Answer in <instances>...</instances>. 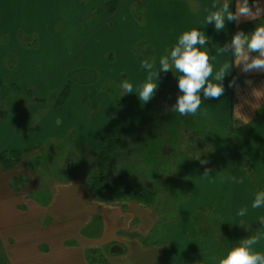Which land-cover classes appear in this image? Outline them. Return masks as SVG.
Here are the masks:
<instances>
[{"label": "rangeland", "instance_id": "1", "mask_svg": "<svg viewBox=\"0 0 264 264\" xmlns=\"http://www.w3.org/2000/svg\"><path fill=\"white\" fill-rule=\"evenodd\" d=\"M91 1L93 0H0V13L4 14H0V32H4L0 45H9V49L5 48L1 54L0 61L5 67L9 63L11 69L12 66L19 67L17 76L12 74L6 77L4 83L11 87L13 82L21 85L28 82V87L35 91V97L44 96L47 104L61 98L58 93L61 89V93L65 89L67 91V96L63 97L65 101L70 94L69 82L72 83V98L78 97L79 88L83 87L81 101L86 107V116L88 111L96 112L98 108L96 101L100 90L96 91L94 88L105 87L111 106L104 105L101 113L107 115V128L116 132L120 139V158L111 165L110 170L119 174V177L129 171L122 185L134 189H142L145 184L143 176L145 173L148 175V183L154 186L156 192V201L154 207L144 205V209L151 211L149 216L154 218V223L150 227L148 225L145 232L126 230L128 223L140 227L143 216L135 212L133 217L131 210L123 203L125 201L117 202L123 203L119 205V209L122 211L120 221L124 228L114 229L111 235L104 232L100 242L87 243L85 240L101 234L103 227L101 212H97L93 205L86 208V217L78 216L68 221L85 224L90 220V224L79 229V235L74 236L69 230L62 234L57 226L59 219L58 223L55 222L58 216L55 208L34 209L29 208L25 202H20L15 207L1 209L3 217L0 221V240L5 241L6 251L17 264H38L48 259L49 252L53 257L63 250L83 253L85 264H90V256L92 259L105 257L108 259L107 264H113L109 260L112 257H115L114 263L117 264H134L129 258L130 248L143 253L145 249H162L161 252L173 261L172 264H196L203 258L225 255L239 240L250 236L253 230L264 228V208H251L254 193L264 189V106L257 108L252 119L248 113H244L251 119L250 123L244 124L243 118L235 112L236 107L239 105L241 111L247 112L253 107L245 102V98L256 102L255 98L249 95V89L243 95L238 94L236 89L228 88L229 81H225L226 95L215 99L211 109H203L216 114L218 123L215 124L201 110L195 116H180L167 110L176 102L179 93L178 89L171 88L175 84L174 87H178L177 79H173L171 72L165 74L168 77L164 80V94L157 90L155 97L147 104L140 103L134 96V106H129L127 101L132 96L122 94L124 91L121 83H117L119 72L126 67L129 72V76L125 75L126 80L133 84V92L135 87L139 89L147 73L143 69L138 71L136 65L138 61L141 64L148 58V49L144 39L129 51L128 45L141 35V26L147 23L148 38L155 41L159 53V42L167 36V29L162 28L163 34H157L156 28L161 21H157L159 16L156 13L164 14L167 7L150 1L144 8L134 4L128 9L118 10L114 17L107 13L111 18H106L99 15L95 6L90 5ZM167 16L169 18L164 20L165 27L171 29L176 23V27L183 33L189 31L187 21L181 15L176 21L172 19L170 12H167ZM123 19L126 25L134 26L128 33V40L112 37V33L111 37L102 36L104 32L100 33L96 28L99 20L103 25L115 22L117 26L122 24ZM257 23L264 24L251 22L236 26L233 34L238 27L250 33ZM88 24L93 32L87 28ZM212 42L216 44L218 41ZM98 45L101 49L96 48ZM170 50L171 48L166 52ZM8 51L10 52L5 54ZM127 51L128 57H125ZM131 54L135 63L128 60ZM122 61L125 66L121 65ZM90 70L95 73L94 82ZM20 72L22 73L19 74ZM114 72L119 78L117 82L112 81V86H108V78ZM97 73L104 78L97 79ZM242 81L238 77V84ZM10 91L11 94L5 96L2 106L5 113L2 124L5 141L11 136L13 123L9 118V103L14 100L19 108L24 109L26 102L23 96L30 99L26 90H22L24 93ZM234 100L238 103L235 104ZM58 113L51 112L48 119L45 118V125L50 129L47 134H51L52 138L48 141L44 139L40 145L42 151H37L32 155L34 157L27 159L45 186V190L41 188V192L30 194L42 207L50 205L51 186L54 182L63 181V167L68 164L75 168L74 178L82 183L90 199L94 201V191L90 186L92 175L87 176V167L92 164L90 157L83 151H88V142H92L96 128L91 126L86 128L87 131H80L82 146H78V140L76 144H71L75 142L74 136L63 140L69 123L64 114ZM29 122L21 124L18 135L25 136ZM30 152L33 153L28 151ZM203 160L210 162L202 166L200 161ZM211 165L212 174L204 177L205 167ZM193 171L201 176V181L194 184L189 176ZM113 180L115 179L110 181ZM11 185L16 186L14 182ZM195 185L202 187L197 191ZM242 208L247 209L244 217L238 215ZM189 218L190 222H187ZM144 227L142 225L140 229ZM123 241H135L142 248L136 245L128 247ZM117 245L123 250L122 253L111 251ZM256 247L264 252V241ZM6 256L0 252V264H8ZM205 264H215V260L205 259Z\"/></svg>", "mask_w": 264, "mask_h": 264}, {"label": "crops", "instance_id": "2", "mask_svg": "<svg viewBox=\"0 0 264 264\" xmlns=\"http://www.w3.org/2000/svg\"><path fill=\"white\" fill-rule=\"evenodd\" d=\"M150 1H152L153 4L155 5L159 2L161 5H163V7L165 6L167 7L166 8L167 10L164 14L156 13L159 16L157 18V21H161L160 25L156 28V32L158 35L161 33L163 34L162 28H166L167 36L165 37V39H162L159 42L160 50L158 53L157 48L155 46V41L154 40L150 41V39L148 38L149 28L148 27L146 28L147 23H144V25L141 26V35L137 39H134L129 43L128 51L132 48L133 45H135L140 40L144 39V43L146 44V49H148V58L151 57L157 63L156 65L157 70L159 69V64H158L159 57L164 55V51L166 52V50H168L169 48L174 47L179 37L183 34L180 28L176 27V23L171 26L172 27L171 29L169 27H165L166 24L164 23V20L169 18V16H167V12H170V14H172V19H174L175 21L177 20V17L181 15L187 21L189 31L192 28H197V29L204 31L206 35L211 38L209 47H211L212 55H216L217 47L223 46L225 43H228L231 40L233 31L235 27L237 26L234 23H228L225 31H222L220 33H217L215 31L214 25L209 24L205 26L204 18L207 15V13L205 12V9L212 10L211 5L214 2L223 3L224 0H117V9H116L115 14H113L112 16L114 17L118 13V10L128 9L134 4H139L140 7L144 8L145 6L149 5ZM105 3H106V0H93L90 2V5L95 6L97 8V12L99 13V15L102 14L101 15L102 17L111 18L112 16L109 17L107 15ZM229 3L232 5V10L235 11V0H229ZM87 13L89 14V12ZM93 18L94 16L92 17V19ZM189 20L191 21L190 24H189ZM91 22L93 23L94 20ZM251 22H264V19H261L259 21L243 22L239 26H242L244 24H250ZM106 24L103 25L101 23V20H99V24H97L96 26L98 32L100 33L104 32L102 36L110 35L109 37H111V33H112V37L125 38L127 40L129 38V34H128L129 31L133 30L134 28L133 25H130V24L126 25L125 19L122 20V24H119L117 26L115 25V22L111 24H107L109 26H107ZM87 28L89 29L90 32L94 31L93 29L89 28V24L87 25ZM144 32H146V34H143ZM1 35H4L3 31L0 32V38H1ZM213 40L218 41V42L214 44V42H212ZM5 48L9 49V45H6V46L0 45V56L3 53ZM96 48L101 49L99 45ZM109 49H111V47ZM128 51L125 57H128ZM9 52L10 51L6 52L5 54ZM11 54H13V52ZM109 54L112 55L111 53ZM128 60L134 63L136 61V60H133L132 54H131V57L128 58ZM232 60L233 58L230 53H226L223 56H217L216 59L213 61L214 68H216L219 64L225 61L232 62ZM139 63L140 61H138V64L136 65V67L138 68V71H141L142 68H141V64ZM121 65L125 66V63L122 61ZM6 70H8V72ZM18 70H19V67H15V66H12V69H11L9 63L6 67L3 66L0 61V78H2L4 82H6V77L7 78L10 77L12 74L15 75L16 73H18ZM173 72L175 75H179L178 73H175L174 69H173ZM21 73L22 72H20L19 74ZM119 74H120V78L118 77L116 72H114L112 76L108 78L109 80L108 86L109 85L112 86L113 80H116L117 82V78H119L118 79L119 81L117 83H122V81L126 80L125 75L129 76V72L126 67L122 68ZM236 76H238L239 79L241 78L243 79V81L239 84L240 87L236 89L237 93L241 95L244 94L245 90L249 89L244 84L245 79L253 80L257 86L260 85L261 83H264L263 74H250L248 76H245L240 73V70L238 67H234L232 69L229 76L225 78V81H230L233 79V77H236ZM166 77L168 76H166L165 73H160V80H159V87H158L159 93L164 94V89H165L164 86L166 84L164 80H166ZM98 78L99 80H101L104 77H102L100 73H97V79ZM173 79H177V78L174 76ZM260 79L262 80L261 82L259 81ZM94 81L95 79L92 80V82ZM28 85H29L28 82H25V85H21V84H18L17 82L15 83L13 82L12 85L10 86L17 87L18 88L16 90L17 92H23L22 90H25V89L27 90L28 88H30L28 87ZM69 85L71 88V89L69 88L70 94H68V97L60 106H55L54 101L51 104H47L45 102L46 100L44 96L35 97V91L32 88H30L31 93L29 94L27 92L26 94L30 99H27L26 97L23 96L26 102L25 103L26 108L24 109L22 107L19 108L18 105H16V101L14 100L11 103H9V109H8L9 118L11 119V121H13V123L11 126V129H12L11 136L7 141H5V138L3 135L4 127L2 126V124L4 122L5 113L3 111L2 106H3V101L6 98L5 96L7 95L9 96V94H11L10 90H12L13 92H16V91L13 90L11 87H8L7 83H6V89L4 90L0 89V153L10 152V151H14V152L33 151V153L30 152L24 156V158L20 161V165L19 164L15 165L11 167L10 169H6V170L0 166V221L3 217V212L1 209H5V208L8 209L10 207H15L17 203L25 202L29 208H34V209L36 208H45V209L55 208L58 214L57 218L55 219V222L58 223V219H59L60 223H58L59 225L57 226L59 229L62 230V234H63V231L66 232L67 230H69L70 232L74 233V236H78L79 229L86 228L90 224V220L85 224L83 223L75 224L72 222L69 223L68 221L78 216L86 217L88 215L86 208H89L91 205H93L97 209V212L98 211L101 212L100 215L103 218L102 232L101 234H97L95 238L87 239L85 241L87 243L93 242V241L100 242V239L103 236L104 232L107 235H111V232L114 229L124 228L123 223L120 221V216H121L122 211L119 209V205L124 203L127 206V208L131 210L133 217H134L135 212L136 214L143 216L141 224L145 225L144 229H140L142 225L139 224L140 227H136V226H132L131 223H128L127 226L125 227L126 230H129V231L138 230V233H141V231L145 232L144 230L148 228V225L150 227L154 223L153 221L154 218L152 216H149L151 214V211L149 209L146 210L144 209L145 208L144 205L137 203V202H132V201H125L120 204V203H117L120 201L102 202L100 200H94V201L91 200L88 192L84 189L82 183L79 180L74 178V175L76 174V172H75V168L71 164H68L65 167H63L64 169L63 177H65L63 181L54 182L52 184L51 186L52 198L50 200V205L46 206L45 204V207H42L40 204L37 203V201L34 198L30 196L32 192H41L42 189L45 190V186L43 185V182L38 179L39 175L37 171L34 169V166H31L27 162V159L34 157L32 155H34V153H36L37 151H40V150L42 151L40 145H42L44 139H46L45 141H48L52 138L51 134H47V133H50L49 132L50 129H48V127L45 125V120H46L45 118L48 119V116L51 114V112L57 111L59 112L58 114H64V118L67 120L69 124L65 131V134L63 135V140L67 139L68 137L74 136L75 142H71V144H76V141L78 140L77 141L79 144L78 146H82L80 142L81 139L79 137L80 131L86 130V128H89L91 126L96 128L94 132V137L91 140L92 142L91 143L88 142V148H87L88 151L82 150L83 153L86 152V155L90 157L91 164H92V166L89 164L87 167V170H88L87 176H89V174L92 175L93 173V169H92L93 168V157L91 153L92 151H95L96 149L101 148V143L99 141L104 131L108 129L107 125L109 124V121H107V115L102 114L101 111L104 110V105L111 106V99L110 97H108L107 93L105 92L104 90L105 87L100 86L98 88L97 87L94 88L96 91L100 90L98 100L96 101V103L98 104V108L96 112L88 111V114L86 116V107L81 101V97H82L81 89L83 87L79 88L80 92H78V97L72 98V83L69 82ZM175 85H173V87L171 88L178 89V87L177 88L174 87ZM61 91L62 89L59 92L58 91L57 92L61 94ZM122 94H125V93L122 92ZM179 94L180 93H177V95ZM125 95H127L128 97L132 96L130 100L127 101V104L129 103V106L131 107L134 106L133 99H134V96L136 97V95H138V88L135 87V92H133L132 94H125ZM224 95H226V91ZM201 97L203 99V93H201ZM234 101H235V104L238 103V101L236 100ZM214 102H215V99L205 100L204 103L201 105L200 110L203 111L204 114H206L207 116H210L213 122L216 124L219 122L217 115L213 114L210 111L203 110V109H206V110L211 109L212 106L214 105ZM140 103L138 104V106L140 105ZM41 104H44V106ZM239 110L240 112H242V116L245 115L244 113L246 114L248 113L249 117H251L252 119L255 116V111L257 110V108L248 109L247 112H243L241 111V109ZM24 111H27V114H24ZM235 112H238V110H236ZM38 113H42V114H38ZM28 121H30L29 122L30 126L25 130V134H24L25 136L18 135V130L21 124L24 125ZM82 123H84L85 125L83 126ZM49 124L50 123H48V125ZM124 135L127 138L128 135L125 132V128H124ZM244 135L245 134L243 133L242 136L244 137ZM33 137L35 139H32ZM126 138L124 139L125 143L127 141ZM119 145H120V139H119ZM118 154H120V151ZM129 155H131V152H129ZM119 158H120V155L119 156L117 155V157H115L114 160L111 161L109 169H108V178H109L108 182L111 184L122 183L128 177L129 171H127V173L124 174L123 176L121 175L122 177H119L118 176L119 174H117L116 172L113 173V171L110 170L111 165L114 162H117ZM212 167L213 166L211 165L209 168H212ZM189 176L192 177L193 179L192 184H194L195 182L201 181L200 179L201 176L195 173L194 171ZM112 178L115 180L110 181L112 180ZM147 179H148V175L145 173L142 179V181H144L145 184L143 185L142 189H148V190L155 191L154 186H151L148 183L149 180ZM11 182H14L16 186L13 187L11 185ZM40 186H43V187H40ZM195 187H196V190L198 191L199 189H201L202 186L195 185ZM187 222H190V218L187 219ZM6 229L10 230V228L7 226H6ZM0 243L2 245V251L0 252L4 256L7 255L6 258L8 260V264H17L16 261L12 260L11 255L6 251V248L4 247L5 241L1 239ZM123 243H127L128 247H130L131 245H136V246L138 245L135 241L133 242L123 241ZM137 247L142 248L139 246ZM130 249H131V253L129 254L130 256L129 258L134 264H172L173 263V261L170 260V258L167 259L164 253L161 252L162 249H145L144 253L143 251L137 252V249L135 248H130ZM111 251L113 253L123 252V250L120 247H118V245L113 246L111 248ZM51 256H52V253L49 252L47 256L48 259H45L38 264H85L83 253H78L76 251L69 252V251L63 250L61 254L55 255L53 257ZM109 260L113 264H117V263H114L115 257L109 258ZM121 264H128V263H121Z\"/></svg>", "mask_w": 264, "mask_h": 264}, {"label": "clouds", "instance_id": "3", "mask_svg": "<svg viewBox=\"0 0 264 264\" xmlns=\"http://www.w3.org/2000/svg\"><path fill=\"white\" fill-rule=\"evenodd\" d=\"M211 9H205L207 15L204 23L205 26L214 25L217 33L225 31L228 23L239 26L243 22L264 19V0H235V11L232 10L229 0H224L223 3L214 2ZM210 42L211 38L204 31L192 28L179 37L170 51L159 57L158 70L156 62L151 57L144 59L141 68L147 75L138 89L137 99L143 104L149 103L158 90L160 73L172 72L177 78V86L181 94L167 110L180 116H195L205 100L219 99L225 94L224 81L234 67H238L240 73L245 76L264 74V24L257 23L250 33L238 27L228 43L216 48V55L211 54ZM226 53L231 54L232 62L225 61L214 68L213 61L216 57ZM173 69L179 75H175ZM237 81L238 77H233L227 87L238 89L240 86ZM244 84L250 89L249 95L256 101L253 102L246 97L245 102L250 103L254 109L264 106L262 101L264 83L257 86L253 80L245 79ZM121 88L125 94L133 93V84L129 80L122 81ZM239 109L240 106L237 105L236 110L243 118V123H250V118L246 115L242 116ZM209 162L200 161L202 166H206ZM212 172V168L205 167L203 176L209 177ZM251 208H264V189L254 193ZM246 213L247 209L242 208L238 215L244 217ZM261 241H264V228L253 230L250 236L239 240L225 255L203 258L196 264H205V259H214L215 264H264V252L257 250L256 247Z\"/></svg>", "mask_w": 264, "mask_h": 264}, {"label": "trees", "instance_id": "4", "mask_svg": "<svg viewBox=\"0 0 264 264\" xmlns=\"http://www.w3.org/2000/svg\"><path fill=\"white\" fill-rule=\"evenodd\" d=\"M105 8L107 13L112 16L117 9V0H106ZM91 71V70H90ZM92 73V80L95 79V73ZM13 90L18 88L15 86L11 87ZM0 89H6V84L0 78ZM26 90V89H25ZM31 89L28 88L26 92L31 93ZM67 96L66 89L60 94V100L55 102V106H60ZM101 143V148L92 151L93 157V173L91 176L92 182L90 186L92 187L94 200H100L102 202H112V201H132L143 205L154 207L153 204L156 201V192L148 189H134L127 185L111 184L107 180L108 169L112 160L118 155L119 148V137L116 132L111 129H106L99 141ZM27 152H3L0 153V166L3 169H10L11 167L17 165ZM90 264H107V260L104 257H99L95 259L90 256ZM92 260V261H91Z\"/></svg>", "mask_w": 264, "mask_h": 264}]
</instances>
